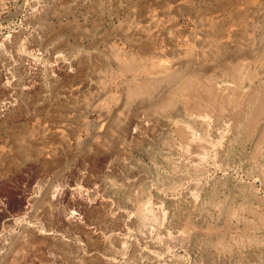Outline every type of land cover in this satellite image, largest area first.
Returning a JSON list of instances; mask_svg holds the SVG:
<instances>
[{"label": "rangeland", "instance_id": "1", "mask_svg": "<svg viewBox=\"0 0 264 264\" xmlns=\"http://www.w3.org/2000/svg\"><path fill=\"white\" fill-rule=\"evenodd\" d=\"M0 264H264V0H0Z\"/></svg>", "mask_w": 264, "mask_h": 264}, {"label": "bare ground", "instance_id": "2", "mask_svg": "<svg viewBox=\"0 0 264 264\" xmlns=\"http://www.w3.org/2000/svg\"><path fill=\"white\" fill-rule=\"evenodd\" d=\"M137 50H138V49H137ZM140 50H141V49H140ZM139 52H140V51H139ZM233 65H234V64H233ZM124 66H125V65H124ZM235 66H236V65H235ZM230 67H231V66H230ZM68 69H69V68H68ZM70 70H71V69H70ZM231 70H232V69H231ZM58 75H59V74H58ZM7 83H8V82H7ZM184 83H185V82H184ZM186 83H187V82H186ZM186 83H185V84H186ZM72 84H73V83H72ZM176 84H177V83H176ZM7 85L9 86V84H7ZM5 86H6V85H5ZM63 86H64V85H63ZM63 86H62V87H63ZM66 86H67V85H66ZM153 86H156V85L153 84ZM186 86H187V85H186ZM172 87H173V86H172ZM176 88H177V87H176ZM184 88H185V86H184ZM168 91H169V90H168ZM186 91H187V90H186ZM182 92H183V91H182ZM176 93H177V92H176ZM179 94H180V93H179ZM160 102H161V101H160ZM166 102H167V101H166ZM169 102H170V101H169ZM164 105L166 106V104H164ZM165 106H164V107H165ZM64 115H65V114H64ZM58 117H59V116H58ZM29 120H30V119H29ZM63 121L66 122V120L63 119L60 123H62ZM10 132L12 133L11 130L9 131V133H10ZM16 132H17L18 135L20 136L21 131L17 130ZM16 132H15L14 134H16ZM10 135H11V134H10ZM16 135H17V134H16ZM21 135H22V134H21ZM23 135H24V133H23ZM11 136H12V135H11ZM13 141H14V140H13ZM25 142H26V141H25ZM28 143H29V142H28ZM13 202H14V201H13ZM18 202H19L20 206H24V203H23L24 201H23V202H22V201H18ZM18 202H17V203H18ZM27 203H28V202H27ZM18 208H19V205H18ZM24 208H26V207L24 206L23 209H24ZM21 209H22V207H21ZM23 209H22V211H23ZM74 215H75L74 213H70L69 221L73 220V218H74L73 216H74Z\"/></svg>", "mask_w": 264, "mask_h": 264}]
</instances>
